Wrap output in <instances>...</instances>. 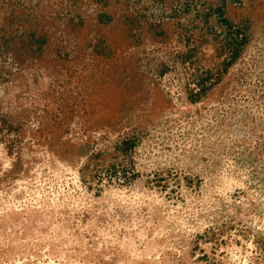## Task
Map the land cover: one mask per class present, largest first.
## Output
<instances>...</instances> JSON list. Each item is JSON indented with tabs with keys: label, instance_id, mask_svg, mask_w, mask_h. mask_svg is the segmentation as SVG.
I'll list each match as a JSON object with an SVG mask.
<instances>
[{
	"label": "rangeland",
	"instance_id": "374dc122",
	"mask_svg": "<svg viewBox=\"0 0 264 264\" xmlns=\"http://www.w3.org/2000/svg\"><path fill=\"white\" fill-rule=\"evenodd\" d=\"M0 264H264V0H0Z\"/></svg>",
	"mask_w": 264,
	"mask_h": 264
},
{
	"label": "trees",
	"instance_id": "16d2710c",
	"mask_svg": "<svg viewBox=\"0 0 264 264\" xmlns=\"http://www.w3.org/2000/svg\"><path fill=\"white\" fill-rule=\"evenodd\" d=\"M224 21H226V20H224ZM202 87V90H203V88L205 89V86H201Z\"/></svg>",
	"mask_w": 264,
	"mask_h": 264
}]
</instances>
